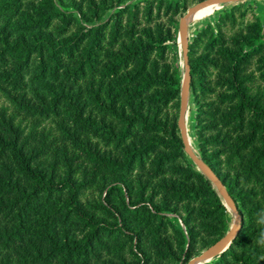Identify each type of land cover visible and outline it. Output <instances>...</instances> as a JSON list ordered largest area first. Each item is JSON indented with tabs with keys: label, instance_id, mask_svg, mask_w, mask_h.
Listing matches in <instances>:
<instances>
[{
	"label": "trees",
	"instance_id": "16d2710c",
	"mask_svg": "<svg viewBox=\"0 0 264 264\" xmlns=\"http://www.w3.org/2000/svg\"><path fill=\"white\" fill-rule=\"evenodd\" d=\"M202 1L0 0V264H189L228 235L179 127V18ZM188 58L200 158L241 215L213 264H264L254 3L198 29Z\"/></svg>",
	"mask_w": 264,
	"mask_h": 264
},
{
	"label": "water",
	"instance_id": "95a60500",
	"mask_svg": "<svg viewBox=\"0 0 264 264\" xmlns=\"http://www.w3.org/2000/svg\"><path fill=\"white\" fill-rule=\"evenodd\" d=\"M244 0H204L200 3H197L190 7L188 11L180 18L179 22V33L182 39V48H183V57L185 64V75L181 91V101H180V114H179V127L181 129L182 138L185 144V150L187 155L191 160L202 170L204 171L219 187L224 199L226 201L227 207H229L235 213L234 225L231 228V231L228 235L218 244L206 249L200 256L192 259L189 264H197L198 262L217 257L223 252H225L232 244L233 240L238 236L240 225H241V215L238 211V208L235 202L232 200L231 196L219 181L217 176L204 164L200 158V154L190 145V141L187 135L186 129V112H187V103L191 98V76H190V62L188 58V34H187V25L191 18L196 14L200 7L204 5L216 4V3H230L234 4Z\"/></svg>",
	"mask_w": 264,
	"mask_h": 264
},
{
	"label": "rangeland",
	"instance_id": "374dc122",
	"mask_svg": "<svg viewBox=\"0 0 264 264\" xmlns=\"http://www.w3.org/2000/svg\"><path fill=\"white\" fill-rule=\"evenodd\" d=\"M250 3H253V2H245L246 5L250 4ZM208 9H209V7L204 8L195 17L191 18V20L188 24L189 34L195 33L194 28H196V27L199 28L201 26V25L197 26V24L195 25V23L199 20L204 19V17L207 16V14L209 12ZM180 18H179V22H180ZM204 23H206V22H204ZM191 28L193 29V31ZM176 39H177V44L175 46V49H176V54H177V60H178V63L180 65V70H181L182 75H185V64H184V57H183L182 39L180 37L179 27H178V33H177ZM180 101H181V99H180ZM194 116H195V106H194L193 100L190 99V101L187 103V112H186V119H185L186 129H187V135H188V138L190 141V145L199 153L198 148H197L196 134H195L196 128H195V117ZM101 185L102 184L97 185V187H94L93 190L88 191V193L85 196V200L92 201L95 197H97L100 194V191L102 188ZM44 207L49 210V204H45ZM229 210L232 213V222H231V228H232V226L234 225V221H235L236 217H235V213L230 208H229ZM50 211H52V210H50ZM56 220H57V223L59 224V227L66 226L72 230L75 229V227L73 226V222L64 223V222L60 221L59 218H56ZM230 231H231V229H230ZM204 251L200 252L195 257L200 256ZM215 260H216V257L208 258V259L202 260L198 264H213Z\"/></svg>",
	"mask_w": 264,
	"mask_h": 264
},
{
	"label": "crops",
	"instance_id": "0c3cea01",
	"mask_svg": "<svg viewBox=\"0 0 264 264\" xmlns=\"http://www.w3.org/2000/svg\"><path fill=\"white\" fill-rule=\"evenodd\" d=\"M244 2H253L254 3V5H255V12H256L257 15L260 16V18L262 20V23L264 25V0H244V1H241V2L234 3V4L244 3ZM234 4H230V3H219V4H216V5H213V6L209 7V9H208L209 12H208L207 16H205L204 19L199 20V21H197L195 23V25L197 24V26L201 25L199 28H197V27L194 28L195 29V33L197 32L198 29H200L201 27H203L204 25H206L208 22H215L216 19L218 18V15L221 12H223L224 10L229 9ZM189 22H188V24H189ZM204 22H206V23H204ZM192 31H193V29H192ZM195 33L189 34L188 25H187L188 42L191 41V39L195 35ZM190 99L193 100L192 95H191V98Z\"/></svg>",
	"mask_w": 264,
	"mask_h": 264
},
{
	"label": "bare ground",
	"instance_id": "6f19581e",
	"mask_svg": "<svg viewBox=\"0 0 264 264\" xmlns=\"http://www.w3.org/2000/svg\"><path fill=\"white\" fill-rule=\"evenodd\" d=\"M216 4H219V3H216ZM216 4L204 5V6L200 7V9L196 12V14H195L193 17H195L198 13H200L204 8H206V7H211V6L216 5ZM193 17H192V18H193ZM200 262H201V261H200ZM200 262H198V263H200ZM198 263H197V264H198Z\"/></svg>",
	"mask_w": 264,
	"mask_h": 264
},
{
	"label": "clouds",
	"instance_id": "9594fccd",
	"mask_svg": "<svg viewBox=\"0 0 264 264\" xmlns=\"http://www.w3.org/2000/svg\"><path fill=\"white\" fill-rule=\"evenodd\" d=\"M261 216H262V219L260 222L264 223V211H262ZM260 243L264 244V234H262L261 236Z\"/></svg>",
	"mask_w": 264,
	"mask_h": 264
}]
</instances>
